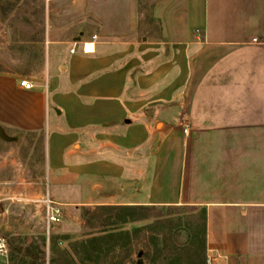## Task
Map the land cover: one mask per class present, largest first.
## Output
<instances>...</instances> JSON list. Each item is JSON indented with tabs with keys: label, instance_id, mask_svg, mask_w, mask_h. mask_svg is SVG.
I'll return each instance as SVG.
<instances>
[{
	"label": "crops",
	"instance_id": "0c3cea01",
	"mask_svg": "<svg viewBox=\"0 0 264 264\" xmlns=\"http://www.w3.org/2000/svg\"><path fill=\"white\" fill-rule=\"evenodd\" d=\"M43 20L42 69L0 70V128L43 164L14 199L99 248L264 264V0H46Z\"/></svg>",
	"mask_w": 264,
	"mask_h": 264
},
{
	"label": "rangeland",
	"instance_id": "374dc122",
	"mask_svg": "<svg viewBox=\"0 0 264 264\" xmlns=\"http://www.w3.org/2000/svg\"><path fill=\"white\" fill-rule=\"evenodd\" d=\"M45 3L46 0H0L1 71L37 73L42 69ZM0 129V239L6 244L0 250V264H138L140 258L150 264L159 252L156 248H99L84 241L93 234L86 223L77 225L80 229L74 233L72 217L64 215L60 221L49 223L33 203L28 206L14 199V195L24 193L20 177L42 175V157L40 147L33 146L32 168L26 145L20 142L17 153H13L12 148L22 140L21 134ZM60 239L64 243H59ZM170 239L167 236L166 240ZM184 253L180 250L170 264H189Z\"/></svg>",
	"mask_w": 264,
	"mask_h": 264
},
{
	"label": "built area",
	"instance_id": "2783aa9c",
	"mask_svg": "<svg viewBox=\"0 0 264 264\" xmlns=\"http://www.w3.org/2000/svg\"><path fill=\"white\" fill-rule=\"evenodd\" d=\"M97 36L95 35L93 39H96ZM83 47L85 52H92L94 50V43L93 42H83ZM74 51V49H73ZM21 85L27 89H31L35 87V83L31 82L28 79H23L21 81ZM185 132H189V127H185ZM44 203L50 208L51 205L53 204V201L50 198H46L44 200ZM60 220V215H59V210H56L55 213H49L48 214V221L49 223L51 222H57ZM6 246L5 242L3 239H0V250L3 249ZM208 264H213V258L209 257L208 258Z\"/></svg>",
	"mask_w": 264,
	"mask_h": 264
},
{
	"label": "trees",
	"instance_id": "16d2710c",
	"mask_svg": "<svg viewBox=\"0 0 264 264\" xmlns=\"http://www.w3.org/2000/svg\"><path fill=\"white\" fill-rule=\"evenodd\" d=\"M159 252L156 254V258H158V262L156 264H169V259L175 254H178L180 250L174 249V248H163L159 249ZM150 264H155L153 263V260L150 261ZM192 264H196L193 262Z\"/></svg>",
	"mask_w": 264,
	"mask_h": 264
},
{
	"label": "water",
	"instance_id": "95a60500",
	"mask_svg": "<svg viewBox=\"0 0 264 264\" xmlns=\"http://www.w3.org/2000/svg\"><path fill=\"white\" fill-rule=\"evenodd\" d=\"M0 134H2V130L0 129ZM138 264H144V260L142 258H140V260L138 261Z\"/></svg>",
	"mask_w": 264,
	"mask_h": 264
}]
</instances>
